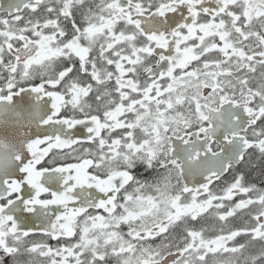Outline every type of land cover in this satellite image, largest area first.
<instances>
[{
  "label": "snow or ice",
  "instance_id": "6c2138e0",
  "mask_svg": "<svg viewBox=\"0 0 264 264\" xmlns=\"http://www.w3.org/2000/svg\"><path fill=\"white\" fill-rule=\"evenodd\" d=\"M0 264H264V0H0Z\"/></svg>",
  "mask_w": 264,
  "mask_h": 264
}]
</instances>
